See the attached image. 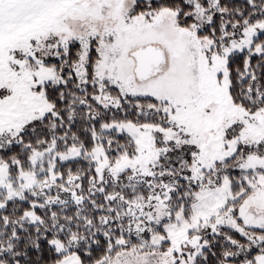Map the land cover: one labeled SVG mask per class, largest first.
<instances>
[{"label": "snow or ice", "instance_id": "snow-or-ice-1", "mask_svg": "<svg viewBox=\"0 0 264 264\" xmlns=\"http://www.w3.org/2000/svg\"><path fill=\"white\" fill-rule=\"evenodd\" d=\"M0 264H264V0H0Z\"/></svg>", "mask_w": 264, "mask_h": 264}]
</instances>
